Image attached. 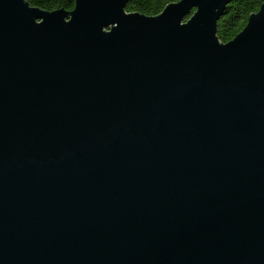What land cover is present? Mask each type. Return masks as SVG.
Wrapping results in <instances>:
<instances>
[{
    "label": "water",
    "instance_id": "obj_1",
    "mask_svg": "<svg viewBox=\"0 0 264 264\" xmlns=\"http://www.w3.org/2000/svg\"><path fill=\"white\" fill-rule=\"evenodd\" d=\"M0 0V264H264V0Z\"/></svg>",
    "mask_w": 264,
    "mask_h": 264
},
{
    "label": "trees",
    "instance_id": "obj_2",
    "mask_svg": "<svg viewBox=\"0 0 264 264\" xmlns=\"http://www.w3.org/2000/svg\"><path fill=\"white\" fill-rule=\"evenodd\" d=\"M31 7L51 12L63 10L69 13L74 9V0H25ZM125 11L146 17H155L163 9L180 0H126ZM262 0H238L229 3L217 22V38L221 43L231 41L246 26L248 17L258 12Z\"/></svg>",
    "mask_w": 264,
    "mask_h": 264
}]
</instances>
